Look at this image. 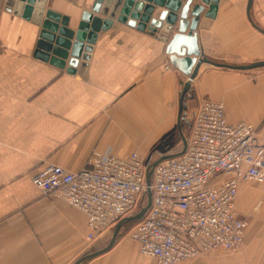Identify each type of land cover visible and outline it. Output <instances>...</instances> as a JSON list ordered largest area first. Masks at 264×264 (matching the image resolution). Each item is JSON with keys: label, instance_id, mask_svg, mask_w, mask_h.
Segmentation results:
<instances>
[{"label": "crops", "instance_id": "crops-1", "mask_svg": "<svg viewBox=\"0 0 264 264\" xmlns=\"http://www.w3.org/2000/svg\"><path fill=\"white\" fill-rule=\"evenodd\" d=\"M11 1L0 0V264H73L105 247L113 228L87 239L85 214L42 193L30 176L49 164L78 171L93 151H137L157 159L173 142L180 83L187 77L171 66L163 32L150 34L116 19L97 33L86 67L67 72L33 55L43 15L38 22L25 19L14 11L22 4ZM93 1L44 0L42 14L55 11L75 29ZM253 6L252 20L264 28V0ZM196 31L212 60L264 59V34L247 19L246 0H218L214 17L203 12ZM201 98L223 103L228 122H247L264 136V66L200 64L185 110ZM175 147L170 144L168 153ZM235 209L248 221L238 251L214 249L175 264H264V184L239 182ZM127 224L108 250L79 264H158L140 252L130 238L134 222Z\"/></svg>", "mask_w": 264, "mask_h": 264}, {"label": "built area", "instance_id": "built-area-1", "mask_svg": "<svg viewBox=\"0 0 264 264\" xmlns=\"http://www.w3.org/2000/svg\"><path fill=\"white\" fill-rule=\"evenodd\" d=\"M184 118L189 122L185 149L152 167L150 205L130 230L140 252L158 264L214 249L238 251L248 223L235 209L239 182L264 184V136L252 124L228 122L223 103L208 98L185 110ZM151 161L137 151L126 156L93 151L78 171L49 164L30 180L42 193L80 209L87 239L93 240L145 205Z\"/></svg>", "mask_w": 264, "mask_h": 264}, {"label": "water", "instance_id": "water-1", "mask_svg": "<svg viewBox=\"0 0 264 264\" xmlns=\"http://www.w3.org/2000/svg\"><path fill=\"white\" fill-rule=\"evenodd\" d=\"M16 1L22 4V10L19 5L14 7V11L21 14L23 18H32L38 22L43 15L33 55L58 68H65L67 72L73 71L77 65L81 69L86 67L97 33L110 27L114 19L131 27H136L138 30L146 29L150 34L155 33L157 30L164 33L168 32L176 25V31L172 33L165 45V52L171 66L187 77L185 81L180 83L181 90L178 97L177 111V128L181 137L182 148L180 151L165 153L148 162L145 174L147 185L145 205L135 214L122 218L114 225L111 238L105 247L86 253L73 263L79 264L81 261L108 250L113 245L122 225L143 217L151 202L149 185L152 167L160 160L179 155L184 151L186 137L182 133L180 123L186 108V97L191 91V80L196 75L200 64L209 63L233 69H250L264 66V59L255 60L251 63L229 64L212 60L203 54L198 43L197 25L203 12L205 17H214L218 0H94L90 10L81 13L75 29L67 27L68 17L61 16L55 11L47 9L42 14L44 0ZM11 2L15 4V0ZM252 3L253 0H246L247 19L255 29L264 34V28L252 20L250 14ZM156 6L161 9L156 17H151ZM102 15L105 17H101Z\"/></svg>", "mask_w": 264, "mask_h": 264}, {"label": "rangeland", "instance_id": "rangeland-1", "mask_svg": "<svg viewBox=\"0 0 264 264\" xmlns=\"http://www.w3.org/2000/svg\"><path fill=\"white\" fill-rule=\"evenodd\" d=\"M194 1H197V0H194ZM193 1V2H194ZM255 10H256V7L255 6H253L252 8H251V11H250V14H252V16H254V13H255ZM262 27V26H261ZM263 28V27H262ZM176 31V25L174 26V27H172L171 29H170V31H166L165 33L163 32L162 33V36L163 37H165V39H166V42L169 40V38L171 37V35H172V33H174ZM182 133H183V135L186 137L187 136V134H188V131H189V122H188V118H184L183 119V121H182ZM178 134V135H177ZM172 135L173 136H175L174 138H175V140H174V142L176 143V147L174 148V150L175 151H180L181 150V148H182V142H181V137H180V135H179V133H178V131H177V128L176 129H174V132L172 133ZM172 141H173V139H172ZM173 143V142H172ZM172 143H170V144H172ZM170 144L169 145H166V147H161V149H171L170 148ZM160 148V147H159ZM146 202V196H145V200H144V203ZM132 223L133 222H129L127 225H132ZM129 226V227H130ZM220 250H222V249H220ZM223 251H226V250H223ZM231 252H233V251H231Z\"/></svg>", "mask_w": 264, "mask_h": 264}, {"label": "trees", "instance_id": "trees-1", "mask_svg": "<svg viewBox=\"0 0 264 264\" xmlns=\"http://www.w3.org/2000/svg\"><path fill=\"white\" fill-rule=\"evenodd\" d=\"M188 96H190V93L187 95V97H188ZM187 97H186V98H187ZM184 112H185V111H184ZM184 112H183V114H182V119H181V123H180L181 129L183 128V127H182V124H183L182 121H183V119H184ZM176 128H177V127H176ZM176 128H175V129H176ZM177 131H178V128H177ZM173 132H174V131H173ZM178 133H179V131H178ZM177 135H178V134H177ZM179 135H180V134H179ZM170 137H171V139H173V142H174V140H175L174 137H175V136H173V135L171 134ZM166 139H167V138H165V140L162 142V144H164V142L167 141ZM174 143H175V142H174ZM166 145H168V144H164V146H166Z\"/></svg>", "mask_w": 264, "mask_h": 264}, {"label": "bare ground", "instance_id": "bare-ground-1", "mask_svg": "<svg viewBox=\"0 0 264 264\" xmlns=\"http://www.w3.org/2000/svg\"><path fill=\"white\" fill-rule=\"evenodd\" d=\"M134 222V221H133Z\"/></svg>", "mask_w": 264, "mask_h": 264}]
</instances>
